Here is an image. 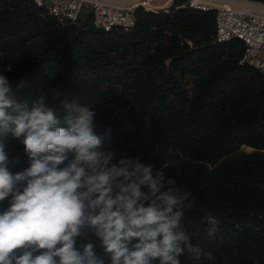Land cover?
<instances>
[{
  "label": "trees",
  "instance_id": "trees-1",
  "mask_svg": "<svg viewBox=\"0 0 264 264\" xmlns=\"http://www.w3.org/2000/svg\"><path fill=\"white\" fill-rule=\"evenodd\" d=\"M135 16L129 32L103 31L86 9L57 24L33 0H0V71L11 66L3 74L29 109L41 97L59 108V92L94 110L117 159L163 169L190 191L182 227L215 257L203 264H264V72L238 65L242 41L210 43L214 10L137 7ZM5 143L9 171L30 166L18 140ZM206 215L219 221L215 240ZM96 254L110 264L102 248Z\"/></svg>",
  "mask_w": 264,
  "mask_h": 264
},
{
  "label": "clouds",
  "instance_id": "clouds-1",
  "mask_svg": "<svg viewBox=\"0 0 264 264\" xmlns=\"http://www.w3.org/2000/svg\"><path fill=\"white\" fill-rule=\"evenodd\" d=\"M0 71V264H194L214 262L182 227L192 193L133 157L108 150L112 130L76 101L45 98L29 109ZM21 82L18 87H23ZM61 113L63 117L61 119ZM18 140L30 166L13 174L5 137ZM215 240L219 221L203 217ZM81 241V242H78Z\"/></svg>",
  "mask_w": 264,
  "mask_h": 264
},
{
  "label": "built area",
  "instance_id": "built-area-1",
  "mask_svg": "<svg viewBox=\"0 0 264 264\" xmlns=\"http://www.w3.org/2000/svg\"><path fill=\"white\" fill-rule=\"evenodd\" d=\"M57 24L75 23L83 10H88L92 26L103 31L113 29L129 32L135 25V9L169 13L178 8L197 11H215V28L210 43H224L232 39L242 41L244 47L238 59L241 67L249 66L264 72V9L239 10L231 4L215 0H184L173 6L175 0L155 4L151 0H136L117 5L109 0H33Z\"/></svg>",
  "mask_w": 264,
  "mask_h": 264
},
{
  "label": "bare ground",
  "instance_id": "bare-ground-1",
  "mask_svg": "<svg viewBox=\"0 0 264 264\" xmlns=\"http://www.w3.org/2000/svg\"><path fill=\"white\" fill-rule=\"evenodd\" d=\"M136 0H109V2L117 5H124L128 2H134ZM153 1V0H151ZM215 1H220L223 3H228L231 4L233 7L239 10H246V11H252L256 9H264V6L258 5V4H253L245 1H239V0H215ZM157 4V3H156ZM162 3L158 4L161 5ZM165 4V2L163 3Z\"/></svg>",
  "mask_w": 264,
  "mask_h": 264
},
{
  "label": "rangeland",
  "instance_id": "rangeland-1",
  "mask_svg": "<svg viewBox=\"0 0 264 264\" xmlns=\"http://www.w3.org/2000/svg\"><path fill=\"white\" fill-rule=\"evenodd\" d=\"M169 0H153V3H157V4H160V3H166V2H168ZM90 20L92 21V18H90ZM191 84H192V77L191 76H186V79H185V86H186V88H188V89H190L191 88ZM247 151H250L251 150V148H249V147H246L245 148Z\"/></svg>",
  "mask_w": 264,
  "mask_h": 264
},
{
  "label": "water",
  "instance_id": "water-1",
  "mask_svg": "<svg viewBox=\"0 0 264 264\" xmlns=\"http://www.w3.org/2000/svg\"><path fill=\"white\" fill-rule=\"evenodd\" d=\"M264 6V0H239Z\"/></svg>",
  "mask_w": 264,
  "mask_h": 264
}]
</instances>
